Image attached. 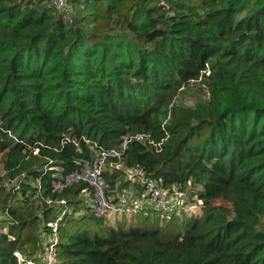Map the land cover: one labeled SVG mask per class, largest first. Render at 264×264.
Segmentation results:
<instances>
[{"label": "trees", "instance_id": "1", "mask_svg": "<svg viewBox=\"0 0 264 264\" xmlns=\"http://www.w3.org/2000/svg\"><path fill=\"white\" fill-rule=\"evenodd\" d=\"M65 1L0 0V264H42L49 201L56 264H264V0ZM147 180L175 230L93 209Z\"/></svg>", "mask_w": 264, "mask_h": 264}, {"label": "built area", "instance_id": "2", "mask_svg": "<svg viewBox=\"0 0 264 264\" xmlns=\"http://www.w3.org/2000/svg\"><path fill=\"white\" fill-rule=\"evenodd\" d=\"M54 6L60 11L70 12L71 10L68 8L65 0H52ZM138 139L143 140V137H138ZM96 168V167H95ZM97 175H99V171L96 169ZM129 178L134 179L135 176H143L144 171L140 169L129 171ZM99 184H103V182H99ZM146 192L141 196H138L131 192H123L121 195H117L116 198L119 199L118 202L113 203L114 197H111L107 200L104 196V193L101 189V192L97 193V201L98 205H92L93 209L98 214H104L108 210L110 211H118V212H142L144 208L150 209L152 207H156L159 209H166L165 207L168 204L172 203L173 208L170 209H178L184 204L183 195L175 190L173 193H169L165 191L162 187H160L155 182L145 181ZM126 203V205H125ZM49 204H58L62 206L59 216L56 221L49 224L50 232L43 235V243H42V259L44 264H56L57 263V255H56V247L60 241V224L66 218L69 209L67 207V203L65 201L60 202H52L49 201ZM173 211V210H172ZM17 257L23 261L21 255L16 253ZM27 264H34L29 262Z\"/></svg>", "mask_w": 264, "mask_h": 264}, {"label": "rangeland", "instance_id": "3", "mask_svg": "<svg viewBox=\"0 0 264 264\" xmlns=\"http://www.w3.org/2000/svg\"><path fill=\"white\" fill-rule=\"evenodd\" d=\"M204 98H206L204 89L203 90L200 89V84L194 83V84H191L188 88H186L179 94L177 102L184 106H194L198 101ZM89 170L90 169H87L85 177L86 178L89 177L90 179H92L93 180L92 183L96 181L99 184V182H101L100 180L97 181V179H93L94 173L95 174L97 173L96 168H94L95 171H89ZM99 192H101V190H99ZM165 208L166 209H159L156 207H152L150 209L144 208L142 210V213H138V214L137 213L134 214V212L125 211L123 213V219H124L123 224L125 226H129L132 224H139L141 226H154V225L162 223L165 226H167V229L175 230L176 223L178 224L181 223L183 219V215L179 214V215H176L175 218L172 217V212L174 211V209H170V208H173L172 203L168 204ZM160 211H163V213H166V215H168L169 218H165L166 220H164L163 219L164 216L162 215V213L160 214ZM86 224H85L86 226L84 229H86L90 233H96L99 231V226L97 224L93 222H87ZM82 225H83V222H80L78 224H73L72 227L77 228V227H81ZM42 264H44V261H42Z\"/></svg>", "mask_w": 264, "mask_h": 264}]
</instances>
